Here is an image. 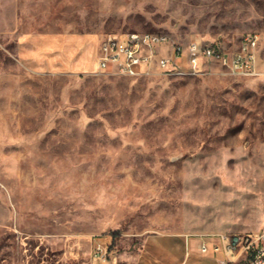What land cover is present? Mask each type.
I'll return each mask as SVG.
<instances>
[{"label":"rangeland","instance_id":"1","mask_svg":"<svg viewBox=\"0 0 264 264\" xmlns=\"http://www.w3.org/2000/svg\"><path fill=\"white\" fill-rule=\"evenodd\" d=\"M162 32L263 74L43 73L22 34ZM264 231V0H0V264H137L151 235ZM194 261L211 263L192 252Z\"/></svg>","mask_w":264,"mask_h":264},{"label":"built area","instance_id":"2","mask_svg":"<svg viewBox=\"0 0 264 264\" xmlns=\"http://www.w3.org/2000/svg\"><path fill=\"white\" fill-rule=\"evenodd\" d=\"M259 33L245 35L238 50L229 54L221 48L191 39L187 44L162 32L107 34L100 43L98 71L128 77L156 73L199 75L206 63L217 60L241 76L263 74L259 64ZM200 250L215 256L218 264H264V231L245 233H196ZM92 255L102 264H119L111 238L94 235ZM106 238V239H104Z\"/></svg>","mask_w":264,"mask_h":264},{"label":"crops","instance_id":"3","mask_svg":"<svg viewBox=\"0 0 264 264\" xmlns=\"http://www.w3.org/2000/svg\"><path fill=\"white\" fill-rule=\"evenodd\" d=\"M101 41L97 34L26 33L18 39V56L22 65L36 72H95ZM199 246L200 238L191 234L151 235L137 264H190L192 252L217 263L214 255L202 253Z\"/></svg>","mask_w":264,"mask_h":264}]
</instances>
